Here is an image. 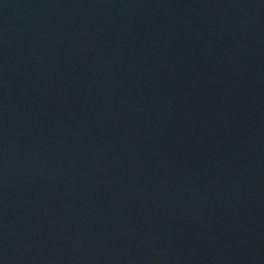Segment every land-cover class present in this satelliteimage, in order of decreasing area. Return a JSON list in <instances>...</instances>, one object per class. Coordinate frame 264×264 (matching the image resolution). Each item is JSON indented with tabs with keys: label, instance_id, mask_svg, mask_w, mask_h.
<instances>
[{
	"label": "water",
	"instance_id": "water-1",
	"mask_svg": "<svg viewBox=\"0 0 264 264\" xmlns=\"http://www.w3.org/2000/svg\"><path fill=\"white\" fill-rule=\"evenodd\" d=\"M0 264H264V0H0Z\"/></svg>",
	"mask_w": 264,
	"mask_h": 264
}]
</instances>
